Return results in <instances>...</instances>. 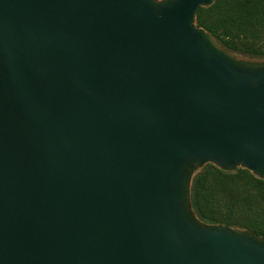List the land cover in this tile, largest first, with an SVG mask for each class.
<instances>
[{"label": "water", "instance_id": "95a60500", "mask_svg": "<svg viewBox=\"0 0 264 264\" xmlns=\"http://www.w3.org/2000/svg\"><path fill=\"white\" fill-rule=\"evenodd\" d=\"M212 3L0 0V264H264L190 203L207 164L264 180V59Z\"/></svg>", "mask_w": 264, "mask_h": 264}, {"label": "trees", "instance_id": "16d2710c", "mask_svg": "<svg viewBox=\"0 0 264 264\" xmlns=\"http://www.w3.org/2000/svg\"><path fill=\"white\" fill-rule=\"evenodd\" d=\"M194 15L196 26L228 53L264 59V0H213ZM190 203L203 223L246 229L264 239V180L244 169L204 165L192 177Z\"/></svg>", "mask_w": 264, "mask_h": 264}, {"label": "rangeland", "instance_id": "374dc122", "mask_svg": "<svg viewBox=\"0 0 264 264\" xmlns=\"http://www.w3.org/2000/svg\"><path fill=\"white\" fill-rule=\"evenodd\" d=\"M235 56H237V57H241V58H244V59H251V58H249V57H247V56H242V55H235ZM252 60H254V59H252Z\"/></svg>", "mask_w": 264, "mask_h": 264}]
</instances>
